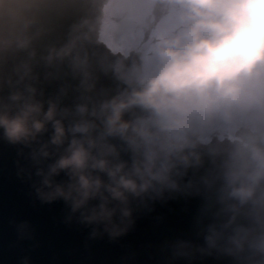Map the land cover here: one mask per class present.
<instances>
[{
  "label": "clouds",
  "instance_id": "1",
  "mask_svg": "<svg viewBox=\"0 0 264 264\" xmlns=\"http://www.w3.org/2000/svg\"><path fill=\"white\" fill-rule=\"evenodd\" d=\"M47 4L0 0V136L29 149L41 202L63 201L91 226L89 238L115 240L132 226L131 201L165 183L170 157L235 118L242 80L264 69V0H174L171 17L156 30L150 69L107 99H93L89 83L71 108L43 99L33 86V43L45 33ZM88 43L84 22L72 25L66 42L42 57L44 67L66 62L83 70ZM217 142L232 146L226 196L243 203L264 181V141Z\"/></svg>",
  "mask_w": 264,
  "mask_h": 264
},
{
  "label": "water",
  "instance_id": "2",
  "mask_svg": "<svg viewBox=\"0 0 264 264\" xmlns=\"http://www.w3.org/2000/svg\"><path fill=\"white\" fill-rule=\"evenodd\" d=\"M105 1L48 0L45 33L33 43V86L43 99L71 108L89 83L93 99H107L142 70L140 51L123 56L98 39ZM81 21L89 35L86 68L73 71L66 62L45 68L48 49L63 45ZM223 139L247 147L264 141V129L241 126L234 139ZM217 140L180 147L170 157L165 183L131 201L132 226L110 240L89 238L91 226L80 224L63 201L41 202L29 149L0 136V264H264V181L243 203L228 198L223 173L232 146ZM110 143L130 161L118 139Z\"/></svg>",
  "mask_w": 264,
  "mask_h": 264
},
{
  "label": "rangeland",
  "instance_id": "3",
  "mask_svg": "<svg viewBox=\"0 0 264 264\" xmlns=\"http://www.w3.org/2000/svg\"><path fill=\"white\" fill-rule=\"evenodd\" d=\"M134 1V5H141L146 0ZM130 5V0H106L103 3V13L98 27V39L109 47L111 51H120L123 56H126L129 50L141 49V46H143L144 50H146V56L143 58L144 61L140 72L148 71L151 67L150 50L156 30L164 26L171 15L161 17L157 26H154L152 31H150L152 36L150 35L149 41L143 42L140 36V29H134V26L138 21L146 25V21L141 16L136 15L135 10L128 12L127 7ZM258 68L259 66L253 75L242 80L241 93L236 104L235 118L232 122L214 130L212 134L207 136L208 138L205 137L199 141L206 143L213 137L223 139L226 136L225 132L234 137V133L241 126L250 127V123L257 124L258 128H264V72Z\"/></svg>",
  "mask_w": 264,
  "mask_h": 264
},
{
  "label": "flooded vegetation",
  "instance_id": "4",
  "mask_svg": "<svg viewBox=\"0 0 264 264\" xmlns=\"http://www.w3.org/2000/svg\"><path fill=\"white\" fill-rule=\"evenodd\" d=\"M130 2H131V5L127 7V11L132 12L133 10H135L136 15L141 16V18L146 21V25L138 21L134 26V29H137V28L140 29L139 30L140 36L143 42L149 41L150 35H151L150 31H152L154 26H157L158 20L161 17L172 15L174 6H175L174 0H146L144 3H141V5H134V2H135L134 0H130ZM131 50L140 51V57L143 63L144 61L143 58H145L146 56V53H145L146 50H144V47L141 46V49L135 48ZM131 50H129L126 55H128ZM261 70L262 72H264V69H261ZM251 129L256 130V128H251ZM229 138L234 139V137H229Z\"/></svg>",
  "mask_w": 264,
  "mask_h": 264
},
{
  "label": "trees",
  "instance_id": "5",
  "mask_svg": "<svg viewBox=\"0 0 264 264\" xmlns=\"http://www.w3.org/2000/svg\"><path fill=\"white\" fill-rule=\"evenodd\" d=\"M249 125H250L251 128H256V127H257V124H253V123H250ZM224 134H225L226 136H228V137H232V136H230V134H229L228 132H225ZM207 138H208V137H207ZM209 139H210V138H209ZM209 139H208V140H209Z\"/></svg>",
  "mask_w": 264,
  "mask_h": 264
}]
</instances>
